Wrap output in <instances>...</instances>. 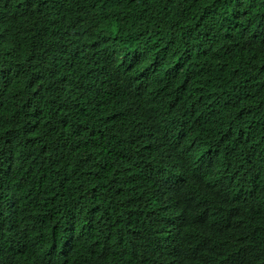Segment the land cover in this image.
<instances>
[{
    "label": "trees",
    "instance_id": "16d2710c",
    "mask_svg": "<svg viewBox=\"0 0 264 264\" xmlns=\"http://www.w3.org/2000/svg\"><path fill=\"white\" fill-rule=\"evenodd\" d=\"M261 188L264 0H0V264H264Z\"/></svg>",
    "mask_w": 264,
    "mask_h": 264
},
{
    "label": "clouds",
    "instance_id": "9594fccd",
    "mask_svg": "<svg viewBox=\"0 0 264 264\" xmlns=\"http://www.w3.org/2000/svg\"><path fill=\"white\" fill-rule=\"evenodd\" d=\"M111 79V76H108L102 82H100V84L97 83L94 86V89H106ZM122 99L125 103H129L132 101L133 97H131L129 94L124 96ZM206 165L207 163H205L204 161L185 163L180 157L175 165L155 176L150 182L163 192L182 190L189 200L200 203L191 193L192 189H201L209 186H216L212 182V175H207L206 173ZM207 172L211 174L210 167H207ZM225 183V176L221 175V183L219 186H225ZM258 193L263 199V208L261 210V215L264 216V190H262L261 188L260 190H258ZM237 242H240L243 246L247 247V243L245 241H232L226 246V252L229 257L243 259L245 257L244 254H242L240 251L235 250ZM248 249L249 252H251V249ZM174 264L196 263L187 258H180L177 259Z\"/></svg>",
    "mask_w": 264,
    "mask_h": 264
}]
</instances>
